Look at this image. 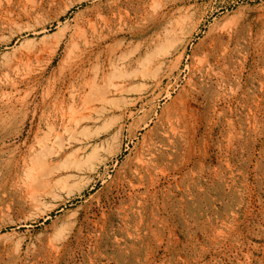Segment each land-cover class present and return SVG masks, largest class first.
<instances>
[{
    "label": "rangeland",
    "instance_id": "rangeland-1",
    "mask_svg": "<svg viewBox=\"0 0 264 264\" xmlns=\"http://www.w3.org/2000/svg\"><path fill=\"white\" fill-rule=\"evenodd\" d=\"M0 264H264V0H0Z\"/></svg>",
    "mask_w": 264,
    "mask_h": 264
},
{
    "label": "bare ground",
    "instance_id": "bare-ground-1",
    "mask_svg": "<svg viewBox=\"0 0 264 264\" xmlns=\"http://www.w3.org/2000/svg\"><path fill=\"white\" fill-rule=\"evenodd\" d=\"M185 2V1H184ZM183 2V4H185ZM189 2V1H188ZM200 5V4H199ZM222 7V6H221ZM181 8V7H180ZM189 8V7H188ZM184 9V8H183ZM191 10H193L194 8L191 6V8H190ZM197 12V11H196ZM206 12V11H205ZM201 13V12H200ZM203 13V12H202ZM211 13V12H210ZM187 14V13H186ZM197 14V13H196ZM192 15V14H191ZM204 15V14H203ZM208 15V14H207ZM199 16H200V14H199ZM206 16V15H205ZM196 17H197V15H196ZM201 17H202V15H201ZM193 18V17H192ZM200 18V17H199ZM201 19V18H200ZM61 178V177H60Z\"/></svg>",
    "mask_w": 264,
    "mask_h": 264
}]
</instances>
